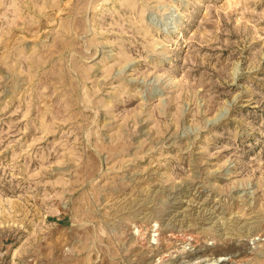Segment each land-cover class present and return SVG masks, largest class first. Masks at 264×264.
Wrapping results in <instances>:
<instances>
[{"label": "rangeland", "instance_id": "1", "mask_svg": "<svg viewBox=\"0 0 264 264\" xmlns=\"http://www.w3.org/2000/svg\"><path fill=\"white\" fill-rule=\"evenodd\" d=\"M0 264H264V0H0Z\"/></svg>", "mask_w": 264, "mask_h": 264}, {"label": "bare ground", "instance_id": "2", "mask_svg": "<svg viewBox=\"0 0 264 264\" xmlns=\"http://www.w3.org/2000/svg\"><path fill=\"white\" fill-rule=\"evenodd\" d=\"M181 234V233H180ZM183 235V234H182ZM187 236V235H186ZM196 240V239H195ZM187 241V240H186ZM233 260H234V258H233ZM239 261V260H238Z\"/></svg>", "mask_w": 264, "mask_h": 264}]
</instances>
